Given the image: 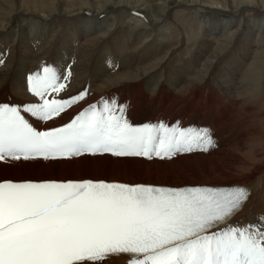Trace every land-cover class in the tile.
<instances>
[{
	"label": "bare ground",
	"instance_id": "6f19581e",
	"mask_svg": "<svg viewBox=\"0 0 264 264\" xmlns=\"http://www.w3.org/2000/svg\"><path fill=\"white\" fill-rule=\"evenodd\" d=\"M44 66L67 77L60 81L65 88L49 99L87 95L48 122L21 113L41 131L134 89V100L124 105L133 126L128 117L134 113L142 125L209 129L215 146L208 153L217 155L240 156L249 141L264 139V80L256 87L264 79V0H0V92L21 107L38 102L28 77ZM197 155L179 153L175 162L104 154L0 162V180L226 187L233 178H247L245 211L264 161L235 156L192 174L187 163ZM258 219L264 221L263 199L242 227Z\"/></svg>",
	"mask_w": 264,
	"mask_h": 264
},
{
	"label": "snow or ice",
	"instance_id": "6c2138e0",
	"mask_svg": "<svg viewBox=\"0 0 264 264\" xmlns=\"http://www.w3.org/2000/svg\"><path fill=\"white\" fill-rule=\"evenodd\" d=\"M66 78L44 66L28 77L38 102L0 104V162L105 153L171 159L215 146L209 129L134 127L115 100L38 130L22 112L48 122L87 95L49 99ZM249 198L243 187L0 180V264H104L120 254L129 264H264V221L231 224Z\"/></svg>",
	"mask_w": 264,
	"mask_h": 264
},
{
	"label": "rangeland",
	"instance_id": "374dc122",
	"mask_svg": "<svg viewBox=\"0 0 264 264\" xmlns=\"http://www.w3.org/2000/svg\"><path fill=\"white\" fill-rule=\"evenodd\" d=\"M127 13L130 15V16H132L133 18L134 17H138V14H136L135 12H133L132 13V11L130 12V11H127ZM131 13V14H130ZM203 25H205V23L203 24ZM263 77H262V79L259 81V82H257L258 84L256 85V87L257 88H259V87H261L262 86V84H263ZM0 94H1V98H0V104H9V105H17V104H15L13 101H10V95H12V94H8L7 92H0ZM3 94V95H2ZM5 94V95H4ZM134 94H135V90L134 89H130L129 91H128V93L127 92H125V94H124V98L123 99H117V98H114V99H110V101L111 100H115L119 105H125V104H128V102H130L131 103V101L132 100H134ZM8 95V96H7ZM131 96V98H129ZM5 98V99H4ZM18 106V105H17ZM262 109H260L259 108V112H261V113H264V109L261 111ZM76 115H77V113H75ZM71 117V116H70ZM74 117V115H72V118ZM129 117H131V119L129 118ZM128 117V119L130 120V122H135V125L136 126H138V125H142V123H138L135 119H137L136 117V115H134V113L132 114V115H130ZM257 118H258V120L260 119V117H258V116H253V121L256 123V125H258V127H261V125L259 124L260 122H256L257 121ZM138 121H142V119H140V120H138ZM253 122V123H254ZM145 125V124H144ZM151 126H153V125H151ZM259 140V139H258ZM211 152V151H210ZM210 152L208 153V152H201V151H193V152H191V153H183V156H187V157H189V156H192V155H197L198 157H196V158H194V159H192L191 161H190V163H187L189 166V170H191L192 171V174H196V173H199L200 171V169H203V168H205V167H207V166H209L208 164H217L220 160H226V159H228V158H233V157H235L236 155L235 154H232L231 152H227V153H224V154H222V155H217V154H215V153H211L210 154ZM194 153H196V154H194ZM202 156V155H204L203 157H200V156ZM231 155H232V157H231ZM222 156V157H221ZM174 157V156H173ZM173 157L171 158V161L170 162H175L174 160H172L173 159ZM237 157H243L244 159H248L247 161L248 162H255V161H264V139L263 140H259V141H249L246 145H245V148H244V150H243V152H242V154L240 155V156H236L235 158H237ZM255 157H257V158H255ZM180 158V157H179ZM178 158V159H179ZM165 159V158H164ZM164 159H162V160H164ZM177 159V160H178ZM159 160H161V158L159 159ZM222 160V161H223ZM166 162V161H165ZM165 162H161V163H165ZM192 164V165H191ZM240 168L243 170L244 168H246V169H244L243 171L241 170V172H243V174H244V171L246 170L247 171V169L249 168V166H246L245 165V167L243 168V167H241L240 166ZM198 170V171H197ZM245 171V172H246ZM260 171H261V173H260ZM56 172H58V171H56ZM255 175V176H254ZM254 175H253V181H254V183L252 184V187L254 188V191H253V197H252V199L250 200V202L248 203V205L246 206V208H245V211H242L239 215V218H238V220H236V222H235V224L234 225H240V226H242L243 225V222L245 221V219L248 217V216H250L253 212H254V209H255V207H256V204H258V202L260 201V200H264V190H263V186H264V164L262 163V164H260V170L257 172V173H254ZM235 178H233V180H231V181H229V182H227L228 184H227V186H234V187H236V185L237 186H240V187H243V188H246V186L248 185V184H250L249 183V179H247V178H237V179H235ZM245 180V181H244ZM231 182H232V184H231ZM239 182V183H238ZM245 184H244V183ZM247 183V184H246ZM236 184V185H235ZM213 186V185H212ZM214 186H217V185H214ZM217 187H219V186H217ZM248 187V186H247ZM260 188V189H259ZM255 190H256V193H255ZM259 191V193H257ZM257 195V196H256ZM250 214V215H249ZM245 226V225H244ZM110 259H115L116 257H109ZM118 258V257H117ZM109 260L107 259L105 262H104V264L106 263V262H108ZM126 264H127V262H126Z\"/></svg>",
	"mask_w": 264,
	"mask_h": 264
}]
</instances>
